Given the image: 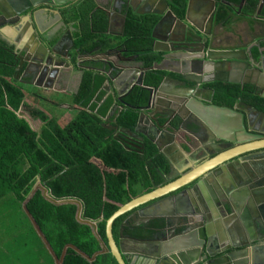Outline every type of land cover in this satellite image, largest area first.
<instances>
[{
    "label": "water",
    "instance_id": "water-1",
    "mask_svg": "<svg viewBox=\"0 0 264 264\" xmlns=\"http://www.w3.org/2000/svg\"><path fill=\"white\" fill-rule=\"evenodd\" d=\"M78 1L0 0V27L5 26L12 30L15 41L9 43L0 38V42L13 48L18 61L17 70L24 62H42L43 65L39 66L46 67L47 59L55 64L70 67L69 51L73 47V41L69 31L66 30L56 43L48 48L40 41L32 27L31 16L33 9L41 6L57 10ZM135 1L139 4L136 8L132 6ZM196 1L203 2L198 10V23L190 22L188 17L191 0L186 2L183 20L172 14L168 7L169 0H110V11H104L108 17V25L112 16L116 15L114 2H117L122 10L130 8L140 15L151 13L160 17L151 33L152 51L158 54L160 60L154 63L151 69L165 72L166 75L157 88L149 89L147 105L140 109L133 133H137L140 125L147 123L150 126L148 133L140 134L159 150L155 138L163 132L164 127L167 131H173L170 122L178 117L180 124L176 131L187 132L196 143L194 147H189L190 158L184 160L186 165L190 161L194 168L191 169L190 165L180 171L169 163V172L160 174L159 184L152 183L150 192L122 205L106 220V244L97 235L95 223L81 218V202L72 199L56 201L48 190L37 182L27 200L39 190L42 197L54 205L75 204L76 219L91 227L101 246L100 252L92 258H87L73 246L67 245L57 259L26 210L24 202L23 211L55 264L62 263L68 248L84 256L89 262H92L97 254L110 253L117 264H131L124 258L125 254L137 256L135 261L132 260L133 264H264V260L259 256L264 247V225L257 231L248 229L246 237L242 238L235 235L233 229H227L230 226L227 223V228L221 230L217 224L224 216L231 221L233 206L228 195L241 193L247 197L249 188L259 187V183L264 181V164L250 171L252 178H244L246 175L241 170V162L246 160L249 154L264 152V113L244 104L241 105L248 110H241L236 106L231 109L216 106L211 103V99L207 101L201 95L204 85L212 82L243 85V82L230 81L221 76L224 68L228 67L240 74L252 76L250 84L264 98V15L261 13L264 0H260L257 10L248 16L241 14L245 0H241L237 10L225 0H221L217 5L212 0ZM152 4H155V7ZM146 6H149V10L143 11ZM220 8H223L231 19L255 23V27L247 28V33L251 36L247 45L230 48L217 45L223 41L237 42L242 39V35L232 29L229 23L217 20ZM96 9L100 8L96 5ZM121 20L123 32L125 17L121 16ZM162 28L166 30L163 36L158 34ZM256 30H259L261 35L253 37ZM65 38L70 47L60 52ZM95 60L108 67V70H92L101 71L103 78H109L116 91L115 100L118 103L134 86L142 85L144 71L134 65L135 57L125 58L122 51L109 49L97 55ZM121 83L125 85L118 91L117 86ZM105 85L110 87L108 81ZM119 111V107L114 105L110 115L117 116ZM250 117H254L253 121ZM245 122H251L253 128L245 127ZM257 122L259 125L255 127ZM108 129L117 130L116 127ZM118 132L121 133L120 130ZM131 134L126 132L127 144L135 149L141 148L142 140H137ZM180 149L188 155L182 147ZM198 158L203 160L197 166ZM231 167H237L239 175L228 176L227 169ZM203 188H208L209 195L200 199L198 193ZM151 202L155 203L136 210ZM160 205H168L169 213L159 214L157 210ZM128 213L119 227L118 239L115 240L112 224L116 218ZM153 221H160L162 227L156 230L158 232L152 238L138 239L123 233L125 229H135Z\"/></svg>",
    "mask_w": 264,
    "mask_h": 264
},
{
    "label": "trees",
    "instance_id": "trees-1",
    "mask_svg": "<svg viewBox=\"0 0 264 264\" xmlns=\"http://www.w3.org/2000/svg\"><path fill=\"white\" fill-rule=\"evenodd\" d=\"M213 1L220 3L221 0ZM225 1L235 8L241 2ZM186 2L169 0V9L179 20L184 19ZM259 3L260 0H245L242 15L254 14ZM57 11L62 23L72 30L73 65L85 55L92 60L84 63V67L103 68L95 57L109 49H117L125 58L135 57L144 71L142 85L134 86L118 103L113 97L98 93L103 77L79 66L82 77L73 99V105L79 109L61 127L43 112L24 107V94L15 80L17 57L12 47L0 42V264H55L24 213V202L57 259L67 245L87 258L101 251L91 227L76 219L75 204L54 205L46 201L39 190L27 200L37 182L56 201L81 202V218L95 223L97 235L106 244V220L122 205L150 192L152 183L161 182L160 174L169 172L167 160L149 139L144 137L141 148L135 149L127 144L126 137V132L133 133L136 129L140 109L149 99V89L157 88L166 75L151 69L160 60L152 51L151 38L160 17L151 13L140 15L124 8L122 35L112 39L106 35L107 14L96 9L94 0H79ZM261 13L264 15V3ZM217 20L228 24L231 19L220 8ZM55 43L56 40L46 46L51 48ZM204 88L211 92L213 105L231 109L239 103L264 113V98L251 84L212 82ZM114 105L120 111L117 116H110ZM24 108L31 118L42 123L39 132L33 131L17 116ZM179 124L180 120L174 118L170 128L176 131ZM111 127L117 130L108 129ZM128 214L114 220L115 240ZM161 227L160 221H153L135 229H125L123 233L149 239ZM81 254L68 248L61 264H117L110 253L97 254L92 262Z\"/></svg>",
    "mask_w": 264,
    "mask_h": 264
},
{
    "label": "crops",
    "instance_id": "crops-1",
    "mask_svg": "<svg viewBox=\"0 0 264 264\" xmlns=\"http://www.w3.org/2000/svg\"><path fill=\"white\" fill-rule=\"evenodd\" d=\"M213 1V0H212ZM95 4L103 11H110L112 4L110 0H94ZM215 5L216 3L214 1ZM138 2L135 1L132 3V6L136 8L138 6ZM155 4H152V6ZM203 2L191 0L190 2V11H189V20L192 23H198L199 20V8L202 7ZM114 8L116 15L112 16L109 25L107 26L106 35L112 39L119 38L121 35V16H123L122 9H120L119 4L114 2ZM238 8H234L237 10ZM121 10V11H119ZM149 6L144 7L143 11H148ZM242 12V11H241ZM242 14V13H241ZM1 19V18H0ZM31 25L38 34V38L44 44H50L54 40H58L60 36L68 30L70 36L72 38V30L70 27L62 25L60 22L61 19L58 15V11L55 8L51 7H38L33 9ZM231 19V18H230ZM229 25L232 29L236 30L238 33L242 35V39L234 42V41H223L221 45L226 48L230 47H244L248 44L251 36L247 33V28L255 27V23L250 21H245L242 19H231ZM67 27V28H66ZM216 30H219L216 28ZM165 29L162 28V31L159 32L161 36L165 34ZM217 33V32H216ZM261 35L259 30L252 35L253 37H258ZM0 38L8 41L9 43H14V35L12 30H9L6 27L1 29L0 27ZM17 39V37H16ZM65 42L62 43V52L64 49L70 47V43L65 38ZM69 53L72 56V50L70 49ZM60 59L59 57H56ZM79 60L76 62V65L71 63V58L68 61L70 67H66L64 64H55V62L50 61L47 59L46 67H42L39 65H43L42 62H33L32 64H28L24 62L21 67L17 70V76L15 78L17 84L21 87L22 92L24 94L23 105L24 107L34 108L41 112H43L47 117L54 119L61 127L66 125L74 116L77 110L79 109L77 106L73 105V99L76 96L81 77H82V69L79 66H82L83 69H91V67H84V63L91 61L92 59L88 56L82 55ZM95 60V59H94ZM96 61V60H95ZM102 63L101 61H97ZM55 64V65H54ZM103 64V63H102ZM135 66H140L137 63H134ZM79 67V68H78ZM98 69L108 70V67L103 64V68L98 67ZM101 71H93L98 76L102 77ZM221 76L225 77L230 81H237L243 82V84H250V79L252 76L240 74L238 71H234L229 69L228 67L224 68L223 74ZM106 77V76H105ZM114 76H112V80ZM108 81L110 87L108 88L105 85V82ZM125 84L121 83L117 86L118 91L124 87ZM204 88V87H203ZM105 94V96L113 97L115 100V89L111 84L109 78H104L102 85L98 91ZM202 97L210 101L211 99V92L208 89L204 88L203 93L201 94ZM42 105V107L39 106ZM239 107L241 110H248L246 107H243L241 104L237 103L235 105ZM26 108L20 109L17 113L19 118H23L30 128L33 131L39 132V128L41 127V122L37 119L31 118L25 111ZM120 109V108H119ZM20 113H23L22 115ZM111 114V113H110ZM111 116V115H110ZM252 116V115H251ZM255 117V116H254ZM254 117H250L253 121ZM178 118V117H175ZM174 119V118H173ZM172 119V120H173ZM179 119V118H178ZM258 119V118H257ZM171 120V121H172ZM259 121V119H258ZM161 123H163L161 121ZM245 127H250L249 129L253 128L251 126V122H245ZM259 123L255 127H258ZM149 125L147 123H143L137 128V133H132L131 135L136 138L137 140L141 141L144 138V135L140 133L147 134L149 130ZM165 127L163 128V132H161L155 140L157 141L158 151L162 154L165 159L169 163H172L175 167H178L180 171L185 168H188L191 165V169L194 168L192 163L189 161L188 165L184 163V160L190 158V153H188L189 147H194L196 144L195 141L189 137L187 132L184 131H167ZM189 130V127H188ZM190 140V142H189ZM210 146V145H209ZM184 149V152L188 155H185L180 148ZM215 146L213 147V149ZM212 150V149H210ZM245 158V156H244ZM193 159V158H192ZM203 159H197V166L201 163ZM264 164V152H256L249 154L246 157V160L241 162V170L246 176L244 178H252L250 175V171H253V168L256 166H261ZM227 174L230 176L231 174L239 175L237 167H231L229 170L227 169ZM241 181V180H240ZM260 181V179L258 180ZM257 181V182H258ZM259 187L249 188L250 191L247 197L242 196L241 193L238 194H230V202L233 206V212L231 214V221L228 220L226 216L219 219L218 228L221 230L223 228H227L226 224L230 225L227 229H233L235 235L240 236L242 238L246 237L245 233L247 234V230L257 231L264 225V181L259 183ZM209 195L208 188H203L200 193H198V197L203 199ZM140 196V195H139ZM156 202V201H155ZM151 202L146 205L140 206L138 209H142L144 207H148L149 205L155 203ZM153 212V211H152ZM156 212V210H155ZM157 212L159 214L169 213L168 205H160ZM134 247V246H132ZM132 249V248H131ZM251 248L249 247V250ZM263 249V250H262ZM260 253V258L264 260V247L262 248ZM251 257V255L249 254ZM124 258L127 262L133 264V261L137 258L135 254H125ZM140 258V257H139ZM142 259V258H140ZM133 260V261H132Z\"/></svg>",
    "mask_w": 264,
    "mask_h": 264
},
{
    "label": "flooded vegetation",
    "instance_id": "flooded-vegetation-1",
    "mask_svg": "<svg viewBox=\"0 0 264 264\" xmlns=\"http://www.w3.org/2000/svg\"><path fill=\"white\" fill-rule=\"evenodd\" d=\"M58 13H59V12H58ZM60 19H61V18H60ZM60 22L62 23V21H60ZM0 24H1V19H0ZM62 25H64V24L62 23ZM64 26H65V25H64ZM3 27H5V26H3ZM3 27H1V29H2ZM66 28H67V27H66ZM4 44H5V43H4ZM5 45H6V44H5ZM7 46H9V45H7ZM190 126H191V125H190ZM128 215H129V214H128ZM128 215H127V216H128ZM127 216H126V217H127Z\"/></svg>",
    "mask_w": 264,
    "mask_h": 264
},
{
    "label": "rangeland",
    "instance_id": "rangeland-1",
    "mask_svg": "<svg viewBox=\"0 0 264 264\" xmlns=\"http://www.w3.org/2000/svg\"><path fill=\"white\" fill-rule=\"evenodd\" d=\"M39 106L42 107V105H40V104H39ZM20 114L22 115L23 113H20Z\"/></svg>",
    "mask_w": 264,
    "mask_h": 264
}]
</instances>
